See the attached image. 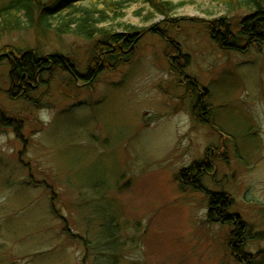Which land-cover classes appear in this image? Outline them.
<instances>
[{"label": "rangeland", "instance_id": "obj_1", "mask_svg": "<svg viewBox=\"0 0 264 264\" xmlns=\"http://www.w3.org/2000/svg\"><path fill=\"white\" fill-rule=\"evenodd\" d=\"M171 1L181 3L174 15L225 14L233 27L247 13ZM119 12L111 30L141 34L129 61L91 81L83 77L102 36L50 24L0 38V49L64 56L81 77L56 69L30 98L11 97L0 62V111L18 130L0 125V264H242L228 246L233 226L209 222L207 204L209 193H225L228 212L246 223L243 251L264 249V43L224 51L202 22L160 25L185 75L208 91L211 122L197 121L167 42L147 28L161 18L139 0ZM207 150L204 190L182 186L179 170Z\"/></svg>", "mask_w": 264, "mask_h": 264}, {"label": "trees", "instance_id": "obj_2", "mask_svg": "<svg viewBox=\"0 0 264 264\" xmlns=\"http://www.w3.org/2000/svg\"><path fill=\"white\" fill-rule=\"evenodd\" d=\"M133 1L135 2V0H8L0 7V38L7 33L28 28L47 29L50 24H54L59 34H74L86 39H92L95 35L102 36L94 44L89 68L83 77L91 81L97 70L111 71L118 64L125 63L131 58L141 33L136 31L128 34L117 33L111 30V24L120 18L119 10ZM139 1L146 7L148 18L151 16L161 18L147 28L167 42L166 55L169 63L179 72L186 95L196 101L192 106V115L197 121L211 122L206 102L207 89L200 86L196 79L185 75V64L179 63L177 56H174L180 54L179 45L168 37L166 29L160 25L176 27L180 21L202 22L210 39L219 49L244 53L250 47L264 43V0H210L223 5L226 13L246 10L247 13L238 20L235 27L225 14L208 20L178 16L174 14L181 3H174L171 0ZM45 56L37 48L23 50L4 46L0 49V62L6 61L10 65L8 93L11 97L27 96L26 94L35 91L36 88L33 87L45 83V75L56 69L76 78L75 65L72 61L58 54ZM15 123L16 121L8 119L3 111H0L1 126L14 125L15 131L18 132ZM213 159V153L207 150L203 160L180 169L176 179L182 186L204 190L202 177L213 171ZM230 205L231 201L225 193H209L208 221L233 226L229 233L228 246L238 263L264 264V249L255 254L243 251L246 223L238 215L228 212ZM71 236L78 238L77 235Z\"/></svg>", "mask_w": 264, "mask_h": 264}, {"label": "flooded vegetation", "instance_id": "obj_3", "mask_svg": "<svg viewBox=\"0 0 264 264\" xmlns=\"http://www.w3.org/2000/svg\"><path fill=\"white\" fill-rule=\"evenodd\" d=\"M50 54H46V56L45 57H48ZM9 64V63H8ZM75 69V73H76V78H81V77H79V74L77 73V70H76V68H74ZM10 73V65H9V72H8V74ZM40 85H36L35 87H33L35 90H37V88L39 87ZM9 89H10V85H9V88L7 89V91H9ZM34 92V91H33ZM33 92H31V93H33ZM27 95V97L28 98H30V94L28 93V94H26ZM196 101H194V103H195ZM194 105V104H193Z\"/></svg>", "mask_w": 264, "mask_h": 264}]
</instances>
